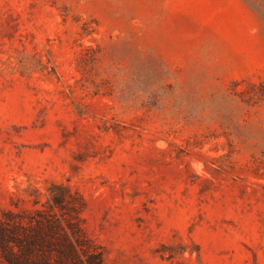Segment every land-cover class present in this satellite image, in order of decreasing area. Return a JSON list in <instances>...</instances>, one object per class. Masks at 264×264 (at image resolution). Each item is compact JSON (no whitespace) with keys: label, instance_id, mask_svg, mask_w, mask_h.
I'll list each match as a JSON object with an SVG mask.
<instances>
[{"label":"rangeland","instance_id":"rangeland-1","mask_svg":"<svg viewBox=\"0 0 264 264\" xmlns=\"http://www.w3.org/2000/svg\"><path fill=\"white\" fill-rule=\"evenodd\" d=\"M263 82L264 0H0V264H264Z\"/></svg>","mask_w":264,"mask_h":264},{"label":"trees","instance_id":"trees-1","mask_svg":"<svg viewBox=\"0 0 264 264\" xmlns=\"http://www.w3.org/2000/svg\"><path fill=\"white\" fill-rule=\"evenodd\" d=\"M84 33L89 34L88 32H84ZM85 58H86V54H84L83 56H80L79 57V63H83V60H85ZM79 70H80V68H79ZM252 85H254V84H252ZM258 94H259L258 99H260L261 92H258ZM258 94H256V95H258ZM251 99H253V97H251ZM18 229H20V228L19 227H13V230H18ZM10 234L13 235V232H10ZM5 238H6V230L4 227H1L0 228V242H2V244L5 243Z\"/></svg>","mask_w":264,"mask_h":264}]
</instances>
